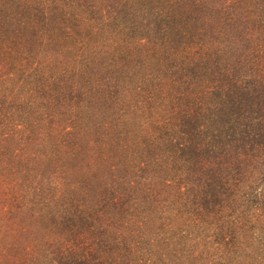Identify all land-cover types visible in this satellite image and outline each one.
Masks as SVG:
<instances>
[{"label":"rangeland","instance_id":"rangeland-1","mask_svg":"<svg viewBox=\"0 0 264 264\" xmlns=\"http://www.w3.org/2000/svg\"><path fill=\"white\" fill-rule=\"evenodd\" d=\"M67 1H50L52 8L57 7L65 16L73 12L77 15V20L69 23L73 25L72 32L62 35L68 41L64 47L59 45L55 49L58 46L47 36L39 39L44 40L40 46L37 41L32 42L31 51L21 47L8 51L7 55L0 54V264H229L231 261L248 264L251 259L245 257L237 256L239 262L234 261L235 248L228 244L229 237L222 240L218 229L194 221L193 208L171 207L179 204L174 194L175 180L171 181L173 185H160L165 173L149 170L142 175L137 172L139 167L149 166L139 163L131 154L125 159L121 155L112 156L115 153L110 151L114 128L113 123L107 122L118 110L111 101H147L141 96L137 99V92L142 90V84H136L139 77L144 79L145 91L152 93L151 101H175L173 91L170 88L167 91L164 85L160 89L157 83L164 71L168 75L172 69L160 66L163 65L160 53L154 57L148 54L152 52L147 48L150 37L156 42L163 38L159 43L162 45L169 42L162 33L164 28L154 34L149 26L144 27L159 14L154 1H144L145 11L139 10L136 0H119L117 12L122 8L131 11L129 14L134 11L131 20L138 25L130 30L122 22L123 13L115 20L114 14L104 12L92 21L95 28L90 29L86 22L90 31L80 24L84 5L75 8ZM133 3L137 9L125 7ZM94 4L95 9L98 5ZM250 19H257L258 23L262 20L251 14ZM76 29L82 32L76 34ZM87 33L90 36L85 37ZM253 34L262 37L254 26L245 38H255L250 37ZM90 39L92 49L93 44L99 48V57L94 62L100 63L98 68L92 63L88 71L114 68L121 73L116 96L99 101L100 89L93 74L95 86L86 85L84 100L52 105L55 100H62L63 95L53 87L57 77H77L85 71L88 62H80L79 57L84 51L83 42ZM139 43L146 44L145 50L133 47ZM199 46L191 44L184 56L195 54L194 61H198ZM130 53L136 56L133 61ZM151 77L157 84L146 85ZM82 79L78 78L77 83ZM99 102L102 104L97 106ZM162 112L159 108L155 116ZM183 140L186 142L185 136ZM166 141H157L154 147L168 146ZM156 155L159 160L155 165L164 168L185 163L182 159H168L165 153ZM261 165L245 170L241 179L244 183L239 185L245 192V201L254 198L250 192L264 191V165ZM130 181L137 184L138 195L141 190L145 192L147 184L165 191L157 194L155 201L148 195L149 204L145 206L152 207L143 211L131 210L127 207L129 203L120 211L108 205L102 208V188L117 185L120 189L117 194L125 201L128 197L122 186H130ZM238 207L242 210L241 205ZM247 215L252 219L251 208ZM250 234L248 229L238 235L244 248L248 247V256L254 253L252 249L264 248V242H258L260 238Z\"/></svg>","mask_w":264,"mask_h":264},{"label":"trees","instance_id":"trees-1","mask_svg":"<svg viewBox=\"0 0 264 264\" xmlns=\"http://www.w3.org/2000/svg\"><path fill=\"white\" fill-rule=\"evenodd\" d=\"M50 1L52 0H0V54L5 55L8 51L21 47L31 51L32 42L37 41L40 46L44 40L39 39L47 36L52 38L49 41H54L58 46L55 49L68 43L62 35L72 32L73 25L69 23L76 21L77 15L73 12L69 17L65 16L57 7L52 8ZM144 1L149 0H136L139 10L142 8L146 11L142 7L146 5ZM150 1H154L159 14L144 27L149 26L154 34L157 30L159 33V28H164L162 33L166 34L169 42L162 45L159 43L163 42V38L156 42L150 37L147 48L152 52L148 54L149 57H154L160 53L159 61L163 63L160 66L172 69L168 75L164 71L161 74L163 76L157 78V83L161 85L160 89L163 88L162 85L167 86V91L170 88L175 101H151L153 95L145 91L144 79L141 77L136 84H142V90L136 96L137 99L141 96L147 101H111L118 107L114 117L107 122L113 123L114 128L110 131L113 141L109 144L110 151L115 153L112 156L121 155L127 159V156L133 155L139 163L149 166L139 167L137 172L142 175H146L149 170L165 173L163 175L166 177L160 183L165 187L173 185L174 182L171 181L175 180L177 190L174 194L179 204L171 206L172 208H193L196 211L195 222L197 220L205 227L218 229L222 240L229 237L228 244L235 248L234 261L239 262V257H245L251 259L248 264H260L264 261V248L252 249L254 253H250L249 257L248 247L244 248V242L238 235L250 229V236L255 239L259 237L258 242H264V191L250 192L254 198L252 201H245V192L240 187L244 183L241 179H244L245 170H254L258 164L264 165V0ZM94 3L98 5L95 9ZM118 3L119 0L67 1L68 5L75 8L84 5L83 12L80 13L83 18H79L80 24L88 31L91 27H96L92 21L104 12L114 14L115 20L120 12L123 13L122 22L129 30L132 26H137L131 20L134 11L129 14L131 11L122 8L117 12ZM134 3L132 6L122 4V7L134 9L137 7ZM250 14L262 19L260 24L257 19L252 21ZM200 20L201 24L198 23ZM205 21L208 23L204 24ZM254 26L260 30L262 37L253 34L250 37L255 38L246 39L245 35ZM75 32L77 34L82 31L76 29ZM88 36V33L85 34V37ZM90 41L91 39L83 42L84 51L79 58L82 59L80 62L88 64L84 66L85 71L78 75L80 77L58 76L52 83L57 92L63 94L62 100H55L52 105L57 102L84 100L86 85L95 86V79L98 80L100 89L99 101H108L116 96L121 73L118 74L114 68H106L101 72L96 69L88 71L92 63L96 67L100 63L94 62L99 57V48L93 44L92 49ZM96 41L97 39L93 40L94 43ZM193 43L200 44L198 61H194L195 54L184 56L185 50ZM145 45L139 43L133 47L145 50ZM130 54V60L133 61L136 56ZM183 57L188 60H182ZM78 78H83L80 83H77ZM153 78H148L149 81L145 84L155 83ZM123 83L127 81L123 80ZM102 102L97 103V106ZM159 108L161 112H166H162V115L159 113V117H156ZM184 136L186 142L183 140ZM164 140H167L168 146L154 147L157 141L162 143ZM152 144L153 147H150ZM159 152L163 156L165 153L168 159H182L185 163L181 167L157 166L155 164L159 159L156 153ZM137 179L133 181L137 182ZM129 185L122 186L128 197L125 201L123 196L120 200L117 185L102 188V208L108 205L111 209L120 211L129 203L127 207L131 210L143 211L152 207L145 206L149 204L148 195L155 201L158 199L157 194L165 191L147 184L145 192L141 190L138 195L139 190L135 187L137 184L130 181ZM236 205H241L242 210ZM250 208L252 219L247 217ZM228 252L230 249L227 247ZM231 263L232 261L229 264ZM234 264L247 263L240 261Z\"/></svg>","mask_w":264,"mask_h":264}]
</instances>
